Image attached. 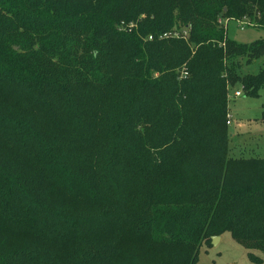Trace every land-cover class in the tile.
<instances>
[{
    "label": "trees",
    "instance_id": "1",
    "mask_svg": "<svg viewBox=\"0 0 264 264\" xmlns=\"http://www.w3.org/2000/svg\"><path fill=\"white\" fill-rule=\"evenodd\" d=\"M243 18L264 0H0V264H195L225 232L260 262L264 156L226 116L264 66L222 75L264 39L218 23Z\"/></svg>",
    "mask_w": 264,
    "mask_h": 264
},
{
    "label": "rangeland",
    "instance_id": "2",
    "mask_svg": "<svg viewBox=\"0 0 264 264\" xmlns=\"http://www.w3.org/2000/svg\"><path fill=\"white\" fill-rule=\"evenodd\" d=\"M223 28L226 37L239 44H250L264 39V29L255 26H244L241 29L234 19L224 21ZM223 63L226 65V71L222 75L225 78L229 76V67L232 75H255L264 66V59L248 64L244 57H236ZM238 90L241 91V96L234 98L233 94ZM262 112H264V89L253 96L244 93L241 86L229 90L227 113L231 117V124L227 127V133L230 156H264ZM254 255L260 262L249 261L247 251L233 240L228 232H225L219 236L215 244L210 241L200 246L195 264H264V254L254 252Z\"/></svg>",
    "mask_w": 264,
    "mask_h": 264
},
{
    "label": "built area",
    "instance_id": "3",
    "mask_svg": "<svg viewBox=\"0 0 264 264\" xmlns=\"http://www.w3.org/2000/svg\"><path fill=\"white\" fill-rule=\"evenodd\" d=\"M224 21L225 20H219L218 23L223 25L224 26ZM236 22L238 23V25L241 27V29L244 27V26H252L251 22L248 20V19H241V20H236ZM176 35V34H175ZM241 96V91H236L234 94H233V97L234 98H237V97H240ZM231 123V117L227 114L226 116V125L229 126Z\"/></svg>",
    "mask_w": 264,
    "mask_h": 264
},
{
    "label": "water",
    "instance_id": "4",
    "mask_svg": "<svg viewBox=\"0 0 264 264\" xmlns=\"http://www.w3.org/2000/svg\"><path fill=\"white\" fill-rule=\"evenodd\" d=\"M218 240H219V237H212V238H211V242L214 243V244H215Z\"/></svg>",
    "mask_w": 264,
    "mask_h": 264
},
{
    "label": "crops",
    "instance_id": "5",
    "mask_svg": "<svg viewBox=\"0 0 264 264\" xmlns=\"http://www.w3.org/2000/svg\"><path fill=\"white\" fill-rule=\"evenodd\" d=\"M238 98V97H237ZM231 124V123H230Z\"/></svg>",
    "mask_w": 264,
    "mask_h": 264
}]
</instances>
